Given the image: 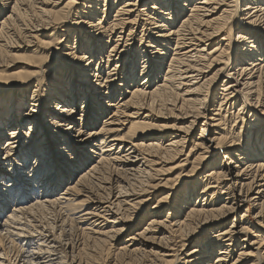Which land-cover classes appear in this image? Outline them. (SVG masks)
I'll return each instance as SVG.
<instances>
[{
	"label": "bare ground",
	"instance_id": "1",
	"mask_svg": "<svg viewBox=\"0 0 264 264\" xmlns=\"http://www.w3.org/2000/svg\"><path fill=\"white\" fill-rule=\"evenodd\" d=\"M69 2L0 0V264H264V0Z\"/></svg>",
	"mask_w": 264,
	"mask_h": 264
},
{
	"label": "rangeland",
	"instance_id": "2",
	"mask_svg": "<svg viewBox=\"0 0 264 264\" xmlns=\"http://www.w3.org/2000/svg\"><path fill=\"white\" fill-rule=\"evenodd\" d=\"M48 34H49V32H48ZM42 39H44L43 37H41ZM35 49L34 48H31L29 51H19V52H17L18 54H25V55H27V56H31V53L34 51ZM11 63H14V64H10L11 65V67L10 68H8L10 71H17V70H23V69H27V67H28V64H27V62L25 61V60H15V61H13V62H11ZM8 71V70H7ZM146 79V78H148L146 75H142L141 77H140V79H139V81L141 82L143 79ZM116 87V89H117V86H115ZM16 92H17V90H16ZM121 93V92H120ZM118 97V96H117ZM114 100H116V99H114ZM83 100H81L80 102H82ZM31 101H29L28 103H30ZM102 104H103V102H102ZM78 105H79V102H78ZM80 106H81V103H80ZM144 114H148V115H152L153 114V116H155L154 114H157L158 113V111L157 112H153V113H150V112H148L147 110H143L142 111ZM168 112V114H170V111H167ZM81 112H79L78 114H80ZM115 113V110H114V108H112V109H109L108 110V112H107V116L105 115V117L106 118H99L97 115V117L99 118V123H98V128H100V124L103 122V120L104 119H109V118H112V119H110V121H112L113 119H116V118H118L117 117V115L115 116V117H113V114ZM93 114V110H92V112L85 118L86 120L84 121V122H87L88 121V118H89V116L90 115H92ZM171 115V114H170ZM120 119H121V121H124L123 122V124L120 126V125H117V120H115L114 122H116V126H115V128H117V127H119L120 129H124L125 131L127 130V128L129 127V121H131V119L130 118H126L125 116H120ZM130 119V120H129ZM170 119V120H169ZM169 119H166L168 122H170V124H172L173 122V118H169ZM101 120V121H100ZM132 120H134V119H132ZM96 122H98L97 120L95 121V123ZM93 123V122H92ZM241 125V124H240ZM124 131V132H125ZM196 131H197V128H196ZM195 131V132H196ZM124 132L123 133H120L121 135L122 134H124ZM105 140H107V139H105ZM166 140V139H165ZM84 155H89V153H88V149H84L83 151H82V153H81V156L83 157ZM185 157V156H184ZM184 157H183V159H184ZM175 164H177V163H175ZM174 164V165H175ZM189 170V166H187V167H179V168H176L175 170H173L172 171V174H170L168 177H173V176H177V175H179L180 173H183V172H187ZM8 175H9V173H8ZM8 181H9V178H8ZM65 190V189H64ZM64 190H62V191H60V193L61 192H63ZM168 190V189H167ZM167 190H162L160 193H157L156 194V196L154 197V199L151 201L152 203H154L155 201V199L158 197L157 195H166L167 194ZM82 192H80V194H81ZM82 194H84L85 195V193H82ZM78 195L77 196V200H81V199H83V198H85L84 197V195ZM49 199V198H48ZM65 199V198H64ZM64 199H61L60 201L59 200H57V203H58V205H57V203H56V205L54 206V207H50V209L48 210V209H45L44 210V215H45V213H46V215L45 216H47L46 217V219L44 220L45 221V223H44V221H43V218L44 217H41L40 216V214H42V211H41V213L39 214V212L37 213V216H35V218H33L34 217V215H32L31 216V214L29 215V217H30V220L31 219H35L34 221H36L38 224H40L41 226H43L44 225V227H42V228H45V230H44V233H45V235H48L47 236V238H48V240H47V238H45L46 240L44 241V240H42V241H44V244L45 243H49V244H55V250L57 251V250H59L60 248V250H65L67 253H68V251L69 252H73V250H77L79 247L80 248H82V247H85V243H86V241H85V236L82 234V231L80 230L81 228L80 227H82L81 225H79V224H81L80 222L79 223H77L76 222V226L75 227H66V226H64V230H61L60 229V224H62L61 223V221L62 222H69V218H71V217H78L79 215H80V213H76L77 211H67L66 210V208H65V206L62 204L63 203V201H64ZM45 200H47L46 198H45ZM26 203H28V202H26ZM174 200H170V202L168 203L169 205H170V207L168 206V205H166V206H164V208H165V211L167 212V211H171V210H169V208H171V207H174ZM62 204V205H61ZM54 209H55V211H54ZM50 211H52V212H54V213H52V212H50ZM50 212V213H49ZM48 213L50 214V215H48ZM73 213V214H72ZM76 213V214H75ZM253 210H251V219H252V223H251V225H252V232H255V233H259V231H262V229H261V227L259 226V225H257L254 221H255V219H253ZM39 214V215H38ZM55 215V216H54ZM69 215V216H68ZM40 216V217H39ZM57 216V217H56ZM67 216H68V218H67ZM163 216V215H162ZM159 217V219H162L163 217ZM37 217V218H36ZM49 217V218H48ZM51 217V218H50ZM56 217V218H55ZM77 217H76V220H78L77 219ZM39 218H40V220H39ZM55 218V219H54ZM59 218V219H58ZM29 219V218H28ZM39 221H37V220ZM42 219V220H41ZM57 220V221H56ZM63 220H65V221H63ZM41 221V222H40ZM47 221V222H46ZM51 221V222H50ZM71 221V220H70ZM42 222L44 223L43 225H42ZM48 223H50V226L48 225ZM52 223H53V225H52ZM57 224V227H55L56 226V224ZM137 223V221L135 222V224ZM67 224V223H66ZM134 224V225H135ZM48 225V226H47ZM18 226V227H17ZM46 226V227H45ZM79 226V227H78ZM17 228V229H16ZM56 228V229H55ZM57 228H59V229H57ZM12 229V231L13 232H15V230L17 231H20V227H19V225H15L13 228H11ZM52 229V230H51ZM65 231V232H64ZM257 231V232H256ZM47 232V233H46ZM49 232V233H48ZM56 232V234H53V233H55ZM16 233V232H15ZM53 235H52V234ZM59 234H63V236H61V235H59ZM74 234V235H73ZM50 235V236H49ZM52 235V236H51ZM55 235V236H54ZM263 235H264V233H263ZM57 236H60L61 238H60V240H59V242L58 243H55L54 241H52V239L54 238L55 240L57 239L56 237ZM8 238V239H7ZM6 238V240H5V243L2 245V247L0 246V252H3V253H5V255H9V256H7V258L8 257H10L11 259H13L14 260V258H15V256L19 253V249L21 248V246H25V245H27L26 244V240H23V239H21L20 237H19V240H17V242L16 243H14V245L12 244V243H9V241L8 240H10V242L12 241L11 240V237L9 238V236ZM50 239V240H49ZM86 239H87V237H86ZM23 240V241H22ZM20 241V242H19ZM25 241V242H24ZM61 241V242H60ZM70 241V242H69ZM51 242V243H50ZM65 242V243H64ZM9 243V244H8ZM24 243V244H23ZM64 243V244H63ZM13 246H12V245ZM43 244V243H42ZM46 244V245H47ZM61 244V245H60ZM119 244V243H118ZM118 244H116V245H118ZM20 247H19V246ZM59 245V246H58ZM63 245V246H62ZM65 245V246H64ZM74 245V246H73ZM9 246H11V248L9 247ZM28 246V245H27ZM67 246V247H66ZM5 248V250L4 249H2V248ZM15 247V248H14ZM60 247V248H59ZM63 247V248H62ZM6 248H7V250H6ZM8 248H10V249H8ZM25 248L27 249V247L25 246ZM177 248H178V246H177ZM176 248V249H177ZM2 249V250H1ZM11 249H12V251H11ZM14 249V250H13ZM179 249V248H178ZM4 250V251H3ZM59 250V251H60ZM72 250V251H71ZM7 251H9V252H7ZM17 253V254H16ZM109 256V257H108ZM111 255L107 252V250L105 251V252H103V255L101 256V258H99L98 260V262H99V264H106V263H108V262H111V261H113V258L111 259ZM9 258V259H10ZM10 259V260H11ZM108 259L110 260V261H108ZM13 260H11L12 262H13ZM101 261V262H100ZM251 261V260H250ZM116 262V264H139L140 262H138V261H136V260H134V259H131V258H129V257H125L124 259L123 258H121V259H118V260H114V263ZM140 264H144V263H140Z\"/></svg>",
	"mask_w": 264,
	"mask_h": 264
},
{
	"label": "snow or ice",
	"instance_id": "3",
	"mask_svg": "<svg viewBox=\"0 0 264 264\" xmlns=\"http://www.w3.org/2000/svg\"><path fill=\"white\" fill-rule=\"evenodd\" d=\"M76 2V0H70V2H69V4H68V7H71V5L73 4V3H75ZM58 23H59V21H57ZM45 46L46 47H48L49 45H47V44H45ZM113 51H115V49L113 50ZM18 59H20V57H18ZM29 63H31V61H28ZM16 79H19L20 77L19 76H17V77H15ZM108 81H100V83L103 85V84H106ZM143 94V93H142ZM128 115H130V114H128ZM170 127H172V128H175L176 127V125H169ZM108 131H111V129H109ZM12 135L13 136H15L16 135V133L15 132H13L12 133ZM77 135H80L79 133H77ZM118 139H121V140H123V139H125V137H123V136H120V137H118ZM14 147V146H13ZM9 154H11V153H9ZM241 231H250L249 229H247V228H245V229H241Z\"/></svg>",
	"mask_w": 264,
	"mask_h": 264
}]
</instances>
